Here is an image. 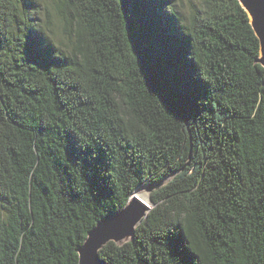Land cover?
Returning a JSON list of instances; mask_svg holds the SVG:
<instances>
[{
  "label": "trees",
  "instance_id": "16d2710c",
  "mask_svg": "<svg viewBox=\"0 0 264 264\" xmlns=\"http://www.w3.org/2000/svg\"><path fill=\"white\" fill-rule=\"evenodd\" d=\"M125 3L128 22L121 0H0V264H78L148 181L153 207L99 250L107 264H264V68L247 14Z\"/></svg>",
  "mask_w": 264,
  "mask_h": 264
},
{
  "label": "water",
  "instance_id": "95a60500",
  "mask_svg": "<svg viewBox=\"0 0 264 264\" xmlns=\"http://www.w3.org/2000/svg\"><path fill=\"white\" fill-rule=\"evenodd\" d=\"M125 2L126 0H121L124 18L128 22ZM238 2L247 14L248 22L258 40L259 55L256 61L264 68V0ZM152 207V203L149 206L130 197L122 209L102 218L89 231L85 241L78 248V264H107L101 259L99 250L108 242L122 245L132 239L135 228L146 218Z\"/></svg>",
  "mask_w": 264,
  "mask_h": 264
},
{
  "label": "bare ground",
  "instance_id": "6f19581e",
  "mask_svg": "<svg viewBox=\"0 0 264 264\" xmlns=\"http://www.w3.org/2000/svg\"><path fill=\"white\" fill-rule=\"evenodd\" d=\"M150 192L147 187H145L143 184L138 186L135 191L131 194V198H135L147 205H151L150 201Z\"/></svg>",
  "mask_w": 264,
  "mask_h": 264
},
{
  "label": "rangeland",
  "instance_id": "374dc122",
  "mask_svg": "<svg viewBox=\"0 0 264 264\" xmlns=\"http://www.w3.org/2000/svg\"><path fill=\"white\" fill-rule=\"evenodd\" d=\"M37 1L38 2H44L45 4H47V3L49 4L51 2V0H37ZM194 1H197V0H174L175 4L178 6H182V10L185 12H187L186 10H188V2L194 3ZM52 20L55 21L54 18H52ZM167 181H168V179H165L162 182L166 183ZM143 185L148 188L149 192H151V190L154 187V184H152L151 181L145 182V183H143Z\"/></svg>",
  "mask_w": 264,
  "mask_h": 264
}]
</instances>
